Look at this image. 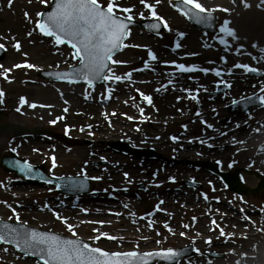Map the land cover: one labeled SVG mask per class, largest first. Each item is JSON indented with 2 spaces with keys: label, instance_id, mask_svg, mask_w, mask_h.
Here are the masks:
<instances>
[{
  "label": "rangeland",
  "instance_id": "rangeland-1",
  "mask_svg": "<svg viewBox=\"0 0 264 264\" xmlns=\"http://www.w3.org/2000/svg\"><path fill=\"white\" fill-rule=\"evenodd\" d=\"M100 2L106 6V0ZM145 2L153 4L158 15L167 18V31L158 39L143 36L140 29L133 30L113 58L126 63L111 66L117 75L125 77L126 73H131V78L105 81L103 86L88 89L54 84L38 77L37 68L59 69L74 65L67 47H56L52 40L43 39L33 31L35 21L39 19L37 13L46 9L50 0L47 7L40 0H12L10 6L9 0H0V36H5L0 37V44H4L7 50V56L0 63L3 65L0 68V91L4 93L0 97L1 122L28 128H50L58 122L56 130L64 129L71 139L79 143L66 146L60 142L29 140L23 146L29 160L43 164L52 175L59 177L81 176L79 174L83 171L89 178H102L91 179L92 196L78 201L59 196L53 188H21L15 200L22 198L30 206L38 203L41 210L35 212L19 211L8 197L5 198L3 192L6 191L0 189V196H4L2 200L7 202L0 205V219L15 221L14 218L9 219L13 217L11 208L9 212L3 207L4 204L11 205L16 212L23 213L19 216L22 224L71 236L64 224L55 219L54 213H59L76 226L78 238L107 251L192 246L196 250L195 255L181 264H264V193L238 196L204 169L206 163H211L231 173L250 171L253 174L242 172V175L252 188L260 183L255 171L264 178V144L260 145L264 142V133H252L253 129L264 130V108L241 116L228 112L233 100L254 93L264 95L261 92L264 78L253 79L246 70L234 67L235 64H248L264 73V7L255 9L252 5L257 7L259 0H245L250 7L234 10L229 26L235 30L238 40L228 38L230 46L226 47L216 38L204 39L197 29L173 11L171 5L175 0H160L159 4L156 0ZM200 2L205 7L217 9L218 4L230 5L231 0ZM114 3L120 8H132L130 14L133 19L150 18V10L145 9L140 0H114ZM25 13L30 20L25 18ZM140 13H144L143 19ZM223 17L220 23L224 21ZM29 31H33L30 37L27 35ZM16 41L21 45L20 51L12 47ZM149 52L157 57L155 61ZM163 55L173 56L171 63L174 65L182 63L201 74L193 78L194 82L179 76L175 81L178 86H172L165 92L163 86L166 83H159L164 78L162 73L166 71L172 75L181 72L174 66H166L161 60ZM256 55H261V59L257 60ZM224 58L225 61L222 60ZM139 59L144 60V64L137 65ZM25 62L36 67H13ZM3 69H10L7 79ZM200 69L209 71L205 73ZM217 70L220 76L215 75ZM135 71L140 72L137 75ZM227 84H231V88L219 93ZM140 93L151 96L152 103L143 100ZM216 93L217 98L214 96ZM107 94L111 101L104 105ZM21 97L25 98L24 104L20 102ZM31 104L37 106L33 108ZM17 108H20L19 112ZM228 116H233L231 123H223ZM60 117L62 119H58ZM206 120L229 132L237 146L228 141L212 145L188 139L181 143H185L181 148L169 142V137L176 136L178 132L181 134L183 130L202 129ZM11 136L0 135V154L12 146ZM121 141L146 153L131 157L114 152L110 144ZM252 141H255L252 154L236 152L240 145L248 146ZM187 148L199 152L209 148L214 154L206 152L205 156L190 151L188 155ZM16 149L21 151L22 148ZM147 152H153L155 157L147 156ZM253 153L252 164L237 162L238 156L245 159L244 155L250 158ZM52 157H55V168L52 167ZM191 162L200 163L201 169L195 170ZM6 180L8 178L0 170V182L6 184ZM10 193V199H13L15 192ZM97 196L99 199L95 200ZM193 217H196L195 221ZM212 220L219 227L213 225ZM88 221L105 223L100 225ZM165 224L171 231L164 227ZM184 224L189 228L185 229ZM94 228L96 232H93ZM213 228L216 230H211ZM220 229L224 231L223 236ZM182 232L185 235L181 236ZM100 233L118 239H91ZM209 239L211 244L206 243ZM4 249L0 248V264H29L18 256H10V251Z\"/></svg>",
  "mask_w": 264,
  "mask_h": 264
},
{
  "label": "snow or ice",
  "instance_id": "snow-or-ice-1",
  "mask_svg": "<svg viewBox=\"0 0 264 264\" xmlns=\"http://www.w3.org/2000/svg\"><path fill=\"white\" fill-rule=\"evenodd\" d=\"M40 2L47 7L48 0H40ZM237 2L243 4L245 8L251 6L246 3L245 0H233V3ZM11 3L12 0H9V6ZM140 3L144 5L145 9L150 10V15L155 21L146 24V28L157 32L160 30L161 26L165 29L168 28L167 22L164 21L161 16L157 15L153 4L146 3L145 0H140ZM159 3L160 0H156V4ZM174 6L189 20H194L195 23L209 28L213 27L216 23L214 12L217 10L223 12L230 11L227 8L215 9L205 7L200 0H176ZM257 7H264V0H259ZM117 11L125 15H118ZM131 12L132 8H120L118 4L114 3V0H106V6L105 3L100 2V0H54V6L51 7L50 11L37 13L39 19L35 21L33 31H39L43 36L52 38L57 47L65 44L69 45L73 50L72 59L78 60L79 66H70L68 71L56 72L55 74L49 72L47 75H54L57 80L67 79L70 83L82 80L90 88L93 87L97 81H121L125 77L130 79L131 73H126L125 77H121L115 73L111 65L126 63L125 61L113 59V56L120 50L122 42L129 34V25L133 23ZM139 15L142 19L144 18V13H140ZM25 18L31 19L28 13H25ZM230 24L231 21L227 19L220 23L218 31L219 34L222 35L215 37L218 39L219 44L225 45L226 47L230 46L228 38L238 40L235 30L229 26ZM33 31H29L27 35L29 37L32 36ZM13 39L15 38L13 37ZM205 46L207 47L209 45ZM12 47L16 51H20L21 49V45L18 41L13 43ZM177 47H179V44H177ZM240 47L242 48L243 45H240ZM252 47L255 48L256 45L253 44ZM0 50H6L4 44H0ZM24 56L26 57L27 54L24 53ZM149 56L154 61L157 59L151 52H149ZM13 67L32 69L36 66L25 62L24 64H16ZM234 67L244 69L249 73L258 72L257 68L251 67L248 64H235ZM0 68H3V65H0ZM175 68L181 73L196 71L195 68L186 66L182 63L175 64ZM3 71L5 79H7V73L10 69H3ZM37 71L42 70L37 68ZM200 71L207 73L209 69H200ZM215 75L220 76V71L217 70ZM261 92L264 93V87L261 88ZM140 95L148 104L152 103L151 96L144 95L143 93H140ZM3 96L4 93L0 91V97ZM192 99H196V96H192ZM256 100H259L261 104L264 105V95L245 97L243 101L233 100L232 103H254ZM20 102L24 104L26 102L25 98L21 97ZM30 106L35 108L37 105L31 104ZM16 111L19 112L20 108H17ZM64 111L66 112L67 108H65ZM142 111L141 109V112ZM113 115H115V113H113ZM58 119H62V117ZM128 119L131 120L132 117H128ZM55 122L56 121H52V123ZM208 127L212 126L208 125ZM172 139L175 140L177 138L172 137ZM12 151L15 152L16 149L13 148ZM51 159L52 167L55 168L57 166L55 157ZM101 159H103V157ZM217 163H219V161ZM14 166L18 167L19 171L22 173L27 172L30 174L33 171V166L27 161L23 163L15 161ZM79 175L84 176L85 179L88 178L83 171ZM125 177H127V173H125ZM57 179L63 178L59 177ZM91 179L102 178L92 177ZM51 182L52 181H48V183ZM2 184L3 182H0V186H2ZM84 186L83 180H69L65 184V188L68 191L80 190L84 188ZM204 198L207 199V196L205 195ZM0 203L6 204L7 202L2 201ZM124 207L127 208L128 206L124 205ZM9 208H11L13 212V217H9V219L14 218L16 221H19L20 217L19 214L16 213L15 208H12L11 205H9ZM82 211L87 212V209H83ZM241 212H243V209H241ZM113 214L119 215V213ZM54 216L56 220L64 224L73 238H63L52 232L29 229L22 223L20 227H15L8 223H0V244L14 245L21 253L36 257L37 264H150L152 260L176 261L178 264V258L183 255L182 252L172 248L144 253L138 250L109 252L77 238L75 225L68 223V219L62 217L59 213H54ZM195 220L196 217H193V221ZM82 223L84 222L82 221ZM88 223L103 225L105 222L88 221ZM211 223L216 225L215 220H212ZM149 226L151 227V224ZM164 227L168 228V225L165 224ZM183 227L187 229L189 225L184 224ZM216 227L219 226L216 225ZM168 230L171 231L170 228H168ZM211 230L216 229L213 228ZM96 231L97 230L94 228L93 232ZM220 233L222 236L224 235L223 229H220ZM157 235H159V233H157ZM183 235H185V233L182 232L181 236ZM101 238L109 240L118 239L106 233H100L93 236L91 239L99 241ZM157 243H159V241H157ZM206 243L211 244V239L207 240ZM4 251H7V248H5Z\"/></svg>",
  "mask_w": 264,
  "mask_h": 264
},
{
  "label": "bare ground",
  "instance_id": "bare-ground-1",
  "mask_svg": "<svg viewBox=\"0 0 264 264\" xmlns=\"http://www.w3.org/2000/svg\"><path fill=\"white\" fill-rule=\"evenodd\" d=\"M165 56L166 57H164V60L166 62L171 61L173 59V56H171V55H165ZM257 60H259V59H257ZM208 125H211L212 127H208ZM16 129H18V127H15V130ZM215 132H216V134H215ZM2 133L6 134L5 132H2ZM180 133L181 134L178 135V137L176 139V143H180L181 141L183 142V141L190 139V140L200 141L204 144L207 143V144H212V145L218 143L219 141H223V142L228 141V142H234L233 143L234 147L237 146V143H236L237 141L230 136L229 132H224V131L220 130L219 128L216 129V127H214V125H212V123L210 121H204L202 129L200 128V129H197L195 131L183 130ZM224 133H226V134H224ZM263 133H264V130H261V129H254L253 130V135H257V134L262 135ZM22 134H24V133L22 132ZM262 138L264 139V137H262ZM254 142L252 141L250 143L251 145H248V146L246 144L240 145L239 149L236 152H240V153H244V154H252V151L255 150V146H253ZM263 144H264V142L260 143V145H263ZM190 151L197 152V154H200V155H205L206 152H210L211 154H214V151L210 150L209 148H207V151L199 152V153H198V150H196V149H189V148L186 149V153L188 155L191 153ZM216 153H218V151H216ZM237 156H235V157H237ZM244 156H246L245 159L242 155L238 156L237 162L247 161V162H249V164H252L254 162V161H250L251 158L254 156V153L250 158H248L247 155H244ZM263 186H264V184H263ZM97 199H99V196H97L95 200H97ZM100 199H105V198H100Z\"/></svg>",
  "mask_w": 264,
  "mask_h": 264
}]
</instances>
